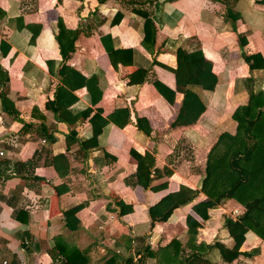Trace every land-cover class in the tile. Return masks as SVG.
Returning <instances> with one entry per match:
<instances>
[{
  "label": "crops",
  "instance_id": "crops-1",
  "mask_svg": "<svg viewBox=\"0 0 264 264\" xmlns=\"http://www.w3.org/2000/svg\"><path fill=\"white\" fill-rule=\"evenodd\" d=\"M228 10L236 21L228 19ZM146 19L153 23L147 43ZM58 20L65 30L80 32L66 64L84 77H98L102 98L96 107L107 121L104 127L89 122L97 108L88 102L84 81L67 78L63 85L48 71L47 63L61 60L54 37ZM28 24L41 26L34 45L23 27ZM108 36L104 46L101 38ZM178 47L202 52L190 63V78L171 71ZM255 54L264 59L261 0H0V96L5 93L18 112L8 115L0 102V264H63L58 250L68 248L82 253L71 264H105L108 252L117 255L116 264L128 258L136 264L141 247L157 249L175 239L199 253L217 239L251 253L214 264H264L259 237L221 228L222 217L235 227L233 211L244 209L234 200L215 207L200 193L152 226L148 213L180 185L199 188L218 136L235 131L232 114L247 102L245 80L252 77L255 86L256 81L264 86V69L251 72L248 65ZM137 68L147 70L146 81L130 85ZM189 82L202 86L205 102L199 88H186ZM61 85L78 98L71 111H84L73 125L55 116ZM120 108L129 111L124 127L107 118ZM71 131L80 140H66ZM59 154L69 165L66 174L50 164ZM165 167L170 177L149 182L153 170ZM163 182L166 190H149ZM119 201L133 211L121 215ZM75 206H81L80 229L69 232L63 213ZM188 217L198 225L195 236L187 235Z\"/></svg>",
  "mask_w": 264,
  "mask_h": 264
},
{
  "label": "trees",
  "instance_id": "trees-1",
  "mask_svg": "<svg viewBox=\"0 0 264 264\" xmlns=\"http://www.w3.org/2000/svg\"><path fill=\"white\" fill-rule=\"evenodd\" d=\"M82 1V0H80ZM264 5V0H261ZM228 19L236 21L237 15L234 17L229 10ZM230 17V18H229ZM22 22L21 18H18ZM153 26L150 19L144 22V42L149 41L148 27ZM24 29L32 33L29 43L34 45L36 38L40 34L41 26L39 25H25ZM54 37L61 56L60 61H52L47 63L50 75L53 74L56 78L66 84V79H80L84 81L87 91L88 102L92 107H96L102 98V90L100 88L98 77L95 74L84 77L82 74L71 68L66 64L72 54L75 52V42L79 35V30L67 31L64 29L61 20L55 24ZM152 40H154L155 30H152ZM105 39L106 42L104 41ZM111 38H101L102 44L105 46L107 41ZM143 42V44H144ZM108 49V48H107ZM115 69L118 68V62L113 58L112 52H107ZM176 68L171 69L176 76L183 75L191 77L193 68L190 63L202 58V52L196 50L187 52L181 47L175 50ZM118 57L121 55L120 50H117ZM50 65H56V69L51 68ZM250 71H258L264 69V59L260 54H255L248 62ZM192 68V69H191ZM229 69V67H228ZM228 71H224L228 74ZM194 73H196L194 71ZM147 70L137 68L129 75L130 85H140L146 81ZM221 75V74H220ZM4 79L0 77V84ZM226 80V79H225ZM255 80L250 77L245 80L248 84L247 88V102L239 105L232 114V120L235 123L234 133L224 132L220 134L215 144L210 149L206 159V174L199 179V188L196 190L180 185L178 191L170 192L162 197L155 205L149 208L150 226L154 223L163 222L166 217L174 210L180 207H185L191 204L200 193H202L208 200L216 205H220L223 201L234 200L236 203L244 208V212L237 216L235 227H231L230 221L225 217L220 219L221 228L224 230L239 228L245 237L248 232L255 234L264 242V86L260 83L256 86L253 84ZM227 82V80H226ZM250 82V83H249ZM63 85L56 88L55 93V108L56 119L65 122L68 125H73L84 113L71 111L78 98L74 96ZM199 87L192 83L186 85L187 89L199 88L198 96L205 102L203 97L204 92ZM69 86L67 83L66 87ZM201 89V90H200ZM4 92H6L4 90ZM2 111L12 117H17L18 112L15 109L13 102L6 97L5 93L0 96ZM94 115L90 118V124L99 122L100 126L104 127L107 121L101 116V110L96 107ZM122 116V121L117 120ZM108 121L117 123L120 127H124L129 122V111L124 108L116 109L108 117ZM45 137V135H43ZM77 138L75 131L69 132L66 140ZM77 138V139H76ZM46 140H57L51 136ZM82 144V142H81ZM50 164L59 173L64 168V173L68 172L69 165L63 154H59L51 158ZM172 171L165 167L162 170H153L149 182L165 177H170ZM168 182L150 186L149 190L152 192H159L166 190ZM120 214L125 215L133 211L130 205H126L119 201ZM81 209V206H75L63 213L64 227L69 232H77L79 227V220L76 213ZM187 235L195 236L197 234V224L193 223L191 218L186 220ZM229 234V233H228ZM242 235V237H243ZM230 236V235H229ZM28 237V236H26ZM233 241L234 238L230 236ZM32 241V240H31ZM233 246L227 247L218 239L210 244H207L206 251L203 253L196 252L194 247L189 246L186 242L180 240H172L165 247H158L152 249L150 246L141 247V250L136 251V256H139L136 264H214L215 261H223L225 263H232L240 256L250 257L251 253H242ZM59 254L64 258L63 264H71L76 256L82 255L77 248H68L66 250H58ZM109 257L105 260V264H116L117 255L108 252ZM84 256V255H83ZM132 258L126 259V264H134Z\"/></svg>",
  "mask_w": 264,
  "mask_h": 264
},
{
  "label": "built area",
  "instance_id": "built-area-1",
  "mask_svg": "<svg viewBox=\"0 0 264 264\" xmlns=\"http://www.w3.org/2000/svg\"><path fill=\"white\" fill-rule=\"evenodd\" d=\"M3 155H4L3 152L0 150V157L3 156ZM241 213L242 212H239L237 210L233 211V214L236 215V216L240 215ZM2 264H7V263L5 261H3Z\"/></svg>",
  "mask_w": 264,
  "mask_h": 264
},
{
  "label": "rangeland",
  "instance_id": "rangeland-1",
  "mask_svg": "<svg viewBox=\"0 0 264 264\" xmlns=\"http://www.w3.org/2000/svg\"><path fill=\"white\" fill-rule=\"evenodd\" d=\"M228 82V81H227ZM227 82H226V84H227ZM239 210V209H238ZM243 211L242 212H244V209H242ZM239 212H241V210L239 211ZM185 242V241H184Z\"/></svg>",
  "mask_w": 264,
  "mask_h": 264
}]
</instances>
